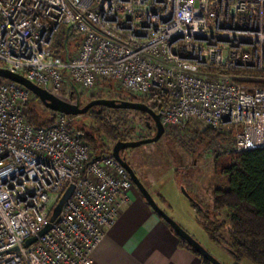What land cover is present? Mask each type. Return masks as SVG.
<instances>
[{"label":"built area","instance_id":"built-area-1","mask_svg":"<svg viewBox=\"0 0 264 264\" xmlns=\"http://www.w3.org/2000/svg\"><path fill=\"white\" fill-rule=\"evenodd\" d=\"M0 68L78 106L81 89L112 81L127 100L158 97L166 130L197 122L232 131L230 151L264 148V87L251 74L264 73V0H0ZM33 96L0 76V264H84L134 182L70 115L32 125Z\"/></svg>","mask_w":264,"mask_h":264},{"label":"trees","instance_id":"trees-1","mask_svg":"<svg viewBox=\"0 0 264 264\" xmlns=\"http://www.w3.org/2000/svg\"><path fill=\"white\" fill-rule=\"evenodd\" d=\"M74 46L77 47V44ZM256 84L264 87V82H256ZM137 100H142L155 111H158L159 98L155 95ZM34 105L35 107L40 105L42 109L39 111L40 108H35ZM95 108L98 107H93L87 113H91V122H83L78 126L77 131L82 140L93 149L97 157L112 156L114 145L119 141H128V131L134 129L129 128L127 118L108 116L105 113L107 110L116 115L121 111H132L139 113L144 118L148 116L146 113L137 110L105 107L101 111L95 110ZM58 114L59 112L51 110L39 100L30 105L28 120L34 126H52ZM70 116L72 118L78 117ZM187 126L180 127L179 131L187 132L190 130ZM195 133L193 140L197 144L205 142L207 138L214 141L216 138L222 140L223 137H226L225 142L229 141L227 145L232 143V131H218V129L207 127L203 130L195 129ZM217 139L216 141H218ZM224 140L220 144L223 146V150L215 158V171L226 177L227 186L214 190L212 211L205 210L200 202L195 201L193 196L190 201L195 206L196 215L211 239L220 244H225L237 260L247 258L254 264H264V148L243 150V152L230 151V149H224ZM128 150L124 151L125 154ZM140 179L142 178L140 177ZM142 182L147 186L144 179ZM222 211L229 212L228 221L218 219ZM227 224L230 226L229 236L227 240L222 241L219 233L224 230ZM178 237L181 246L196 252L185 239ZM198 255L205 264H212L200 254Z\"/></svg>","mask_w":264,"mask_h":264},{"label":"rangeland","instance_id":"rangeland-1","mask_svg":"<svg viewBox=\"0 0 264 264\" xmlns=\"http://www.w3.org/2000/svg\"><path fill=\"white\" fill-rule=\"evenodd\" d=\"M251 74L256 77V82H264V73L251 72ZM126 93L117 88L114 82L104 81V83L98 85L93 90L86 91L81 89L79 103H81V106H84L96 98L130 99L127 98ZM36 101H39V99L34 95L31 104H34ZM31 104H29V107ZM36 107L40 108L39 111L42 109L40 105ZM97 109L102 111L105 107H98ZM97 109L95 108V110ZM105 113L108 116L113 115L114 118L118 116L128 119L129 128H134L128 131L129 140H139L156 134L154 122L147 117H142L139 113L121 111V113L116 115L108 110ZM70 120V128L77 130L78 126L83 122H91L92 117L91 113H89L79 115ZM148 122L152 125L151 128L148 127ZM187 128L190 129L187 132L183 130L177 131L178 129H175V131L165 129V133L160 140L136 148H130L126 151V156L138 176L145 180L148 189L152 191L149 192L153 194L157 203L216 259L222 264H254L247 258L237 260L225 244H220L211 239L196 215L195 206L181 190V187H184L194 197L196 202L202 204L205 210L212 211L214 190L227 186L226 177L215 171V158L223 150V146L220 144H222V140L226 137L222 136L224 138L222 140L216 138L218 141L216 139L212 141L207 138L205 142L197 144L193 140L196 134L195 129L203 130L204 127L197 122H191ZM107 142L111 144V142ZM227 143L229 141L225 142L224 140V149H230L231 145H227ZM169 177L174 179L173 182L181 190L179 192L182 197L177 198L175 193L172 192L165 197L158 195L159 193L155 190V187L157 188V186L160 187L167 183ZM134 187H136L135 184ZM221 214L219 215V220H229L228 211H222ZM211 216L213 217V214ZM229 227V224H227L224 230H221V233H219L222 241L227 240Z\"/></svg>","mask_w":264,"mask_h":264},{"label":"crops","instance_id":"crops-1","mask_svg":"<svg viewBox=\"0 0 264 264\" xmlns=\"http://www.w3.org/2000/svg\"><path fill=\"white\" fill-rule=\"evenodd\" d=\"M173 181L169 177L155 187L158 195L172 192L182 197ZM129 192L128 204L84 264H205L196 252L180 245L178 235L137 187Z\"/></svg>","mask_w":264,"mask_h":264},{"label":"water","instance_id":"water-1","mask_svg":"<svg viewBox=\"0 0 264 264\" xmlns=\"http://www.w3.org/2000/svg\"><path fill=\"white\" fill-rule=\"evenodd\" d=\"M0 76L4 78H8L12 81L20 83L27 88H29L34 95L48 108L51 110L64 113L66 115H85L88 113L90 109L93 107H108L113 109H130L137 110L146 113L150 119L155 124L156 134L149 138H143L139 140H128V141H119L113 147V155L121 164L129 171L131 179L133 180L136 187L140 190L144 198L150 204V206L172 227L175 233L185 239L198 254L204 257L206 260L210 261L212 264H222L218 259H216L198 240H196L183 226H181L173 217H171L160 204L157 203V200L153 196L147 186L142 182V179L138 176L134 168L131 164L122 156V151H125L130 148H136L144 144L153 143L161 139L163 134L165 133V127L161 120V114L151 108L147 103L136 101V100H119V99H109V98H96L88 102L84 106H78L70 103H66L61 101L57 96L50 93L46 89L41 86L35 84L30 81L24 75L19 73H14L8 69L0 68ZM152 127V125L149 123ZM75 189V185L71 184L64 192L62 197L60 198L58 204L53 209L50 222L48 225L40 232L39 235H43L47 231H49L54 222L57 221V218L62 211V207L66 203L67 200L70 199ZM184 195L189 199H193L192 195L184 188L181 187ZM38 236H35L29 239L26 243V246L31 245L33 242L37 240Z\"/></svg>","mask_w":264,"mask_h":264},{"label":"flooded vegetation","instance_id":"flooded-vegetation-1","mask_svg":"<svg viewBox=\"0 0 264 264\" xmlns=\"http://www.w3.org/2000/svg\"><path fill=\"white\" fill-rule=\"evenodd\" d=\"M136 101H140L143 102L142 100H136ZM122 156L125 157V159L129 162L128 157L126 156L125 152L122 151ZM130 163V162H129ZM132 166V165H131Z\"/></svg>","mask_w":264,"mask_h":264}]
</instances>
